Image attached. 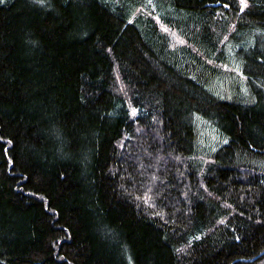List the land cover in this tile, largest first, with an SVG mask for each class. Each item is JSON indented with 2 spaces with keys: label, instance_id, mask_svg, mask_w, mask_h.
Listing matches in <instances>:
<instances>
[{
  "label": "trees",
  "instance_id": "1",
  "mask_svg": "<svg viewBox=\"0 0 264 264\" xmlns=\"http://www.w3.org/2000/svg\"><path fill=\"white\" fill-rule=\"evenodd\" d=\"M245 1L0 0V264H264Z\"/></svg>",
  "mask_w": 264,
  "mask_h": 264
},
{
  "label": "rangeland",
  "instance_id": "2",
  "mask_svg": "<svg viewBox=\"0 0 264 264\" xmlns=\"http://www.w3.org/2000/svg\"><path fill=\"white\" fill-rule=\"evenodd\" d=\"M246 2V1H245ZM243 5H245V3H243ZM160 28H161V30H163V31H165V32H167L168 34H169V36H171L172 38H173V40L175 41V42H177V43H181L182 42V38H181V36L180 35H178V34H176L173 30H171V29H169L168 27H166L165 25H163V24H160ZM258 49L260 50V51H262L263 53H264V38H261V39H259V47H258ZM228 67H230V66H227V68ZM238 69V68H237ZM132 108V111L133 112H136V110L138 109V108H135V107H133V106H130V109ZM132 136L133 135H131L130 137H129V142H132V140H133V138H132ZM153 139H157L156 137H154ZM132 147V144H131V146L129 147V151L131 152V148ZM137 153V151H135V153L134 152H132V154H136ZM145 154H146V156H147V162H148V165H149V168L151 169V170H153L154 168H155V161H154V159L147 153V152H144ZM169 155H167V160H169V161H172V162H176L177 161V155L176 154H172V153H168ZM137 155V154H136ZM167 166V165H166ZM152 177H150V175L148 176V179L150 180ZM177 185H179L180 187L181 186H183V184L181 185V181L177 184ZM150 186H153L152 184L150 185ZM156 186V185H155ZM142 196V195H141ZM145 205H147L146 203H145ZM148 206V205H147Z\"/></svg>",
  "mask_w": 264,
  "mask_h": 264
},
{
  "label": "snow or ice",
  "instance_id": "3",
  "mask_svg": "<svg viewBox=\"0 0 264 264\" xmlns=\"http://www.w3.org/2000/svg\"><path fill=\"white\" fill-rule=\"evenodd\" d=\"M241 3H242V4L245 3V0H241ZM241 10H243V9H241Z\"/></svg>",
  "mask_w": 264,
  "mask_h": 264
}]
</instances>
